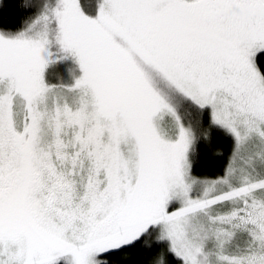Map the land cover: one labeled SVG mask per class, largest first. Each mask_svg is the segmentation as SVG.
I'll return each mask as SVG.
<instances>
[{"label": "snow or ice", "instance_id": "6c2138e0", "mask_svg": "<svg viewBox=\"0 0 264 264\" xmlns=\"http://www.w3.org/2000/svg\"><path fill=\"white\" fill-rule=\"evenodd\" d=\"M0 264H264V0H0Z\"/></svg>", "mask_w": 264, "mask_h": 264}, {"label": "trees", "instance_id": "16d2710c", "mask_svg": "<svg viewBox=\"0 0 264 264\" xmlns=\"http://www.w3.org/2000/svg\"><path fill=\"white\" fill-rule=\"evenodd\" d=\"M205 158L208 161L209 165H211L212 164V157H211V153L210 152L205 153Z\"/></svg>", "mask_w": 264, "mask_h": 264}]
</instances>
